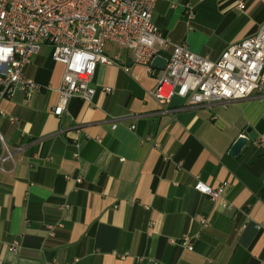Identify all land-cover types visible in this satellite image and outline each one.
<instances>
[{"label":"crops","instance_id":"crops-1","mask_svg":"<svg viewBox=\"0 0 264 264\" xmlns=\"http://www.w3.org/2000/svg\"><path fill=\"white\" fill-rule=\"evenodd\" d=\"M152 21L170 44L215 60L264 22V0H157ZM104 54L92 103L74 96L52 111L63 66L47 44L24 67L39 88L0 99V135L14 149L0 164V264H264V95L161 105L131 50L106 42ZM198 181L226 182L224 205Z\"/></svg>","mask_w":264,"mask_h":264},{"label":"built area","instance_id":"built-area-1","mask_svg":"<svg viewBox=\"0 0 264 264\" xmlns=\"http://www.w3.org/2000/svg\"><path fill=\"white\" fill-rule=\"evenodd\" d=\"M157 0H0V99L21 90L27 100L39 84L24 74V67L47 44L51 58L63 66L58 98L52 111L60 116L70 98L77 96L92 103L96 89L92 77L98 63L111 60L104 54L106 42H114L132 51L133 62L145 67L155 78L150 94L167 105L173 96L186 105L214 102L226 103L251 94L264 95V22L252 34L230 43L211 60L189 50L184 44H170L152 21ZM238 7L242 3H237ZM188 17L192 7L185 6ZM170 47L163 56L162 50ZM156 56L166 58L164 68L151 65ZM128 68H125L127 70ZM112 93V88L102 87ZM4 112L0 110V117ZM10 122L17 119L8 116ZM134 128V126H131ZM3 153L0 164L12 159L0 135ZM264 152V141L261 142ZM77 155V154H75ZM80 177L75 181L80 182ZM226 182L215 187L196 182L194 188L214 202H221ZM207 227L206 218H200ZM58 225H60L58 223ZM264 229V223L257 224ZM52 227H50V230ZM51 234V232H50ZM193 236L183 234L180 242L192 249ZM19 244L13 241L8 250L16 253ZM176 264H180L177 262Z\"/></svg>","mask_w":264,"mask_h":264},{"label":"water","instance_id":"water-1","mask_svg":"<svg viewBox=\"0 0 264 264\" xmlns=\"http://www.w3.org/2000/svg\"><path fill=\"white\" fill-rule=\"evenodd\" d=\"M166 63V58L163 56H156L154 57V59L151 62V65L155 68H164ZM253 134H251L252 136ZM247 138L246 137H239L237 138V140L232 144L230 150H229V154L232 156H235L238 154V152L240 151V149L243 147V145L246 143Z\"/></svg>","mask_w":264,"mask_h":264},{"label":"trees","instance_id":"trees-1","mask_svg":"<svg viewBox=\"0 0 264 264\" xmlns=\"http://www.w3.org/2000/svg\"><path fill=\"white\" fill-rule=\"evenodd\" d=\"M246 209V208H245Z\"/></svg>","mask_w":264,"mask_h":264}]
</instances>
